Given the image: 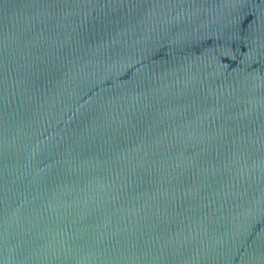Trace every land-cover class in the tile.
<instances>
[{
    "label": "water",
    "instance_id": "water-1",
    "mask_svg": "<svg viewBox=\"0 0 264 264\" xmlns=\"http://www.w3.org/2000/svg\"><path fill=\"white\" fill-rule=\"evenodd\" d=\"M0 264H264V0H0Z\"/></svg>",
    "mask_w": 264,
    "mask_h": 264
}]
</instances>
